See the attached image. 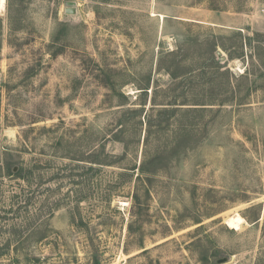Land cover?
Here are the masks:
<instances>
[{
    "label": "rangeland",
    "instance_id": "374dc122",
    "mask_svg": "<svg viewBox=\"0 0 264 264\" xmlns=\"http://www.w3.org/2000/svg\"><path fill=\"white\" fill-rule=\"evenodd\" d=\"M2 4L0 264H264V0Z\"/></svg>",
    "mask_w": 264,
    "mask_h": 264
},
{
    "label": "trees",
    "instance_id": "16d2710c",
    "mask_svg": "<svg viewBox=\"0 0 264 264\" xmlns=\"http://www.w3.org/2000/svg\"><path fill=\"white\" fill-rule=\"evenodd\" d=\"M257 36H260V34H258ZM264 36V35H263ZM257 42H258V48H261V47H263V45H264V39H258V40H256ZM248 43V42H247ZM249 43L252 45V39L251 38H249ZM169 54H174L173 52H170ZM258 55V54H257ZM258 57H260L261 59H262V56L259 54L258 55ZM230 58H233V55L231 54L230 55ZM210 60H211V56H210ZM212 61H215L214 60V58H213V56H212ZM216 63H217V65H218V68L220 67H224L223 65H219L220 64V60H216ZM169 73L171 74V75H175L174 74V72H172V71H169ZM226 72L224 71V70H222L221 71V74H225ZM176 77V76H175ZM169 104H171V105H174L175 103H169ZM195 104H197V103H195ZM199 104V103H198ZM204 104V103H203ZM212 104V103H211ZM178 109H180L181 111H184V112H186V111H191V109H193V107H189L187 110H183V107H167V106H164V107H161V109H157V111L159 112H169L170 114H175V113H177V111H178ZM196 109H198V107H195V109H193L192 111H195ZM121 131H123V129L121 130ZM175 150H176V148H175ZM95 160V162H97V163H103L102 161L103 160H101V159H94ZM147 161H148V158H146L145 157V159H144V161H143V163H142V166H141V168H140V170L143 172V173H146V172H149V170H147V168H146V163H147Z\"/></svg>",
    "mask_w": 264,
    "mask_h": 264
},
{
    "label": "bare ground",
    "instance_id": "6f19581e",
    "mask_svg": "<svg viewBox=\"0 0 264 264\" xmlns=\"http://www.w3.org/2000/svg\"><path fill=\"white\" fill-rule=\"evenodd\" d=\"M2 1L0 2V4H2ZM3 5V4H2ZM1 6V5H0ZM228 225L232 226V227H239L241 225V223L244 221L243 217L240 216L239 213H234L233 215H230L227 219H226Z\"/></svg>",
    "mask_w": 264,
    "mask_h": 264
},
{
    "label": "water",
    "instance_id": "95a60500",
    "mask_svg": "<svg viewBox=\"0 0 264 264\" xmlns=\"http://www.w3.org/2000/svg\"><path fill=\"white\" fill-rule=\"evenodd\" d=\"M66 12H67V13H75V12H76V8L73 7V6H69V7L66 8ZM222 60H225V57H224V56L222 57ZM226 260H227L226 258H225V259H222V260L219 261V263H220V264H221V263H225Z\"/></svg>",
    "mask_w": 264,
    "mask_h": 264
}]
</instances>
